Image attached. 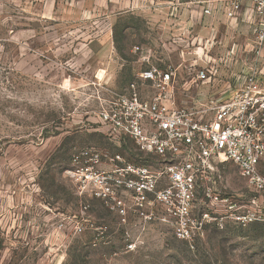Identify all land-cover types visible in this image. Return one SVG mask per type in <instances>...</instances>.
<instances>
[{
  "label": "rangeland",
  "instance_id": "1",
  "mask_svg": "<svg viewBox=\"0 0 264 264\" xmlns=\"http://www.w3.org/2000/svg\"><path fill=\"white\" fill-rule=\"evenodd\" d=\"M235 14L226 0H0V264H264V192L232 163L218 169L226 207L193 247L167 218L141 217L130 195L112 209L65 174L85 148L142 156L97 123L98 84L124 92L148 66L170 67L185 107L264 71V42ZM204 67L209 78L191 83ZM252 201L260 218H231Z\"/></svg>",
  "mask_w": 264,
  "mask_h": 264
},
{
  "label": "built area",
  "instance_id": "2",
  "mask_svg": "<svg viewBox=\"0 0 264 264\" xmlns=\"http://www.w3.org/2000/svg\"><path fill=\"white\" fill-rule=\"evenodd\" d=\"M226 2L234 14L242 5L248 7L256 19L257 44H262L264 0ZM207 78L204 67L191 83ZM139 79L140 84L131 83L124 92L98 84L94 115L109 141L134 145L142 155L138 162L90 147L73 156L65 174L79 195L112 209L123 208V197L130 195L141 217L167 218L175 237L193 247L195 238L226 207L217 180L220 166L232 163L252 191L264 192V71L250 68L205 103L185 107L177 105L178 82L170 67L150 65ZM146 84L152 95L143 98L140 88ZM252 205V213L245 216L238 205L231 218L243 225L260 218L254 201Z\"/></svg>",
  "mask_w": 264,
  "mask_h": 264
},
{
  "label": "crops",
  "instance_id": "3",
  "mask_svg": "<svg viewBox=\"0 0 264 264\" xmlns=\"http://www.w3.org/2000/svg\"><path fill=\"white\" fill-rule=\"evenodd\" d=\"M235 15L237 16V18H241L242 21H247V22L251 21L256 27V19L253 17L251 11L248 9V7L245 4L241 6V9ZM140 93H141V88H140ZM151 95H152V92L148 96L142 95V97L147 98V97H150ZM111 155H113V154H111ZM102 167L105 169H108L110 167V165L108 163H106L105 161H103Z\"/></svg>",
  "mask_w": 264,
  "mask_h": 264
},
{
  "label": "trees",
  "instance_id": "4",
  "mask_svg": "<svg viewBox=\"0 0 264 264\" xmlns=\"http://www.w3.org/2000/svg\"><path fill=\"white\" fill-rule=\"evenodd\" d=\"M125 142H122V144H124ZM140 159V158H139Z\"/></svg>",
  "mask_w": 264,
  "mask_h": 264
}]
</instances>
